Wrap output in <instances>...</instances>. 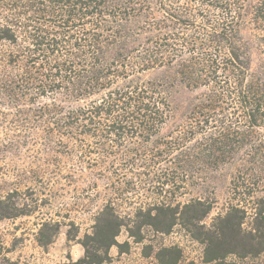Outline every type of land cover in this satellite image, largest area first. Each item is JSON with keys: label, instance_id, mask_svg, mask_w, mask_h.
Wrapping results in <instances>:
<instances>
[{"label": "trees", "instance_id": "16d2710c", "mask_svg": "<svg viewBox=\"0 0 264 264\" xmlns=\"http://www.w3.org/2000/svg\"><path fill=\"white\" fill-rule=\"evenodd\" d=\"M248 9L264 55V0H0V94L35 105L48 134L79 142L87 164L159 168L174 157L192 172L235 156L248 164L246 176L232 180L246 203L230 204L210 223L211 204L200 198L154 199L134 211L131 225L106 202L70 264H102L112 247L129 251L128 241H117L123 227L143 243L144 226L168 234L178 225L203 246L204 264H237L264 252V201L248 211L246 199L258 180L248 173L264 171V64L251 70L240 33ZM154 70L161 75L144 77ZM175 84L199 92L186 124L153 145L171 117L167 89ZM164 177L159 185L179 187ZM28 212L10 194L0 197V219ZM58 231L57 221L41 222L37 243L48 245ZM152 251L159 264H177L183 254L174 244L143 245L144 256Z\"/></svg>", "mask_w": 264, "mask_h": 264}, {"label": "rangeland", "instance_id": "374dc122", "mask_svg": "<svg viewBox=\"0 0 264 264\" xmlns=\"http://www.w3.org/2000/svg\"><path fill=\"white\" fill-rule=\"evenodd\" d=\"M240 33L248 43L251 70L261 72L264 55L249 9L245 12ZM160 75L159 70H154L144 77L153 79ZM198 92L180 84L167 89L171 117L153 137V145L158 140L175 136L186 124ZM35 108V105H17L9 96L0 94V197L10 194L12 203L29 211L26 215L0 219V264H70L76 261L83 254L80 239L91 230L95 215L108 201L128 225H131L134 211L154 199L185 202L200 198L208 201L211 210L205 223H210L230 204L246 203L240 202L232 188V180L238 181V174L241 172L240 175L246 176L244 172L247 171L248 164L238 156L196 172L190 170L186 159L174 157L169 164L162 161L159 168L121 166L115 169L106 162L89 165L81 156L80 143L64 140L69 147L66 151L64 142L50 136L45 123L35 119ZM91 155L90 159L94 154ZM252 173L258 180H255L251 198H246L248 211L254 200L262 198L264 201V171L248 173L250 182L254 178ZM164 176L183 186L174 187L172 182L167 186L159 185L157 180ZM50 219L58 222L59 231L51 243L42 247L36 241L37 231L41 222ZM142 232L143 243H136L123 227L117 241H128L129 251L119 253L112 247L110 258L102 264H159L153 251L149 256L142 253L146 244L152 245L154 250L160 246L178 245L183 254L177 264L189 260L204 264L201 262L203 246L178 225L168 234L155 233L146 226ZM68 233L76 236L69 240ZM236 262L264 264V252L258 257L237 259Z\"/></svg>", "mask_w": 264, "mask_h": 264}]
</instances>
